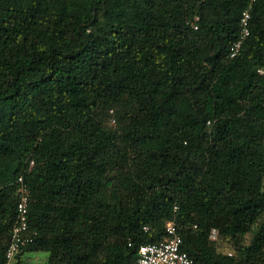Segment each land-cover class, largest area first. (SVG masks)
<instances>
[{"label":"trees","instance_id":"trees-1","mask_svg":"<svg viewBox=\"0 0 264 264\" xmlns=\"http://www.w3.org/2000/svg\"><path fill=\"white\" fill-rule=\"evenodd\" d=\"M260 68L264 0H0V264L20 176L12 264H134L173 219L196 264H264Z\"/></svg>","mask_w":264,"mask_h":264},{"label":"built area","instance_id":"built-area-1","mask_svg":"<svg viewBox=\"0 0 264 264\" xmlns=\"http://www.w3.org/2000/svg\"><path fill=\"white\" fill-rule=\"evenodd\" d=\"M251 10L247 8L243 11L240 20V36L231 45L230 54L235 56L241 49L247 36L251 32L250 28ZM263 73V69H259ZM33 162H31L32 166ZM19 201L17 204V218L11 232V239L6 250L5 264H12L16 255L20 253L30 242L34 235L29 228V186L23 176L19 179ZM177 209V206H175ZM145 226V230H148ZM166 236L158 242L142 244L139 248V257L134 264H196L195 260L182 247L183 237L178 229L176 220H169L165 226ZM211 237H218V230L213 228Z\"/></svg>","mask_w":264,"mask_h":264},{"label":"rangeland","instance_id":"rangeland-1","mask_svg":"<svg viewBox=\"0 0 264 264\" xmlns=\"http://www.w3.org/2000/svg\"><path fill=\"white\" fill-rule=\"evenodd\" d=\"M221 248L230 250V246L225 242H221ZM47 259L48 253L45 251H27L22 255V264H47Z\"/></svg>","mask_w":264,"mask_h":264}]
</instances>
